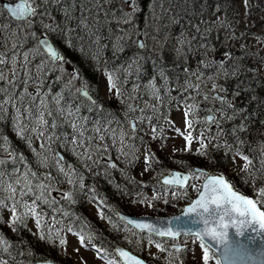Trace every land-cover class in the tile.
<instances>
[{"label": "trees", "instance_id": "trees-1", "mask_svg": "<svg viewBox=\"0 0 264 264\" xmlns=\"http://www.w3.org/2000/svg\"><path fill=\"white\" fill-rule=\"evenodd\" d=\"M114 1L116 3L111 0L109 3H105L102 0L103 4H101L99 14L95 13L92 16L93 21L89 20L92 10L87 0H62L63 9L71 7V15L68 18L65 17V14L61 17L57 13L56 7L46 6L44 8L45 11L48 13L50 11L54 15L55 22L51 26L53 28L58 27L61 31L48 32L45 29L43 32L48 34L61 52L64 53L65 61L72 69L71 72H64L53 66V64L49 65L52 70L46 75L44 90L47 91L51 87L52 94L55 95L64 91L67 86L75 96V99L70 102L84 105L81 108V115L89 117L91 121L103 122L106 119H112L114 122L111 125H105V127L116 129L117 134H119V131L123 130L128 123L124 116L125 109L120 98L104 99L101 97L100 77L103 72L122 68V71L116 73L121 80L126 81L128 79V82L136 80L143 85L154 82L162 89L160 95L164 97L163 102L165 104L169 103L170 93V96L176 99H172L169 104H176L182 101L180 88L185 82H188L190 68L205 72L210 68L211 56H225L228 60L225 66H227L229 78L224 82V86L228 94H232V97L228 95L230 97L228 101H232V107L229 108L225 105L227 107L225 113L226 116L233 118L227 119L222 124L219 142L209 146L237 148L252 161L251 166L258 170L260 168L258 162L262 160L260 156L264 147V124L261 122L264 117V61H262L261 54H264V52L256 54L255 49L244 45L245 38L252 35L254 29L242 25L240 18L242 12L241 0H139V10L133 17V25H139L149 38L155 39V45H157V41H160V45L156 48H153L150 44L145 49H139L133 43V41H136V37L132 35V31L129 32L130 25L123 22L118 24L112 18L113 15L118 18L121 9L123 10L122 0ZM71 3L73 6L70 5ZM59 4H56V6ZM255 6L257 4L253 0H248V12L251 9L253 10ZM260 7L263 9L264 5L261 4ZM40 10H43V8H40ZM62 12L64 13V11ZM0 16V23L8 24V29L0 32V51H4L5 45L8 47L9 41L11 42L10 36L18 30H20L18 35L25 33L29 26L21 25L18 27L17 23L12 21L4 10ZM82 17H86L88 24L94 29H99L97 34L102 37L99 47L90 42L89 38L85 36L84 29L79 26L78 22ZM36 18L33 17V21ZM106 19L110 21L108 24H105ZM30 28L32 30L41 29L34 22ZM69 29H72V31H69ZM109 29H111V32ZM118 29L124 31L121 32ZM34 33L38 38L37 34L40 31H34ZM125 33L128 39L124 44V49L114 55L112 44L117 36H123ZM26 39V44H24V38L19 39L20 43L18 45L22 46L18 49L23 51L34 50L33 47H37L36 39H32L31 36H27ZM175 40L178 41L176 44L174 43ZM81 49H83V52ZM93 56H98L99 64L93 59ZM137 57L140 58L137 59ZM36 59L35 63H39L40 58L37 57ZM74 72L79 74V79L73 80L71 86L68 82ZM161 74L166 77V80L161 78ZM81 84L87 85L98 105L102 107L103 115L95 109L89 111L88 108L91 106L86 98L76 94V88H79ZM122 87L125 91L124 86ZM22 90V86L18 87L17 93ZM64 94L65 99L68 100V93L64 92ZM146 97L148 101L154 103V100L148 95ZM154 104H157L160 110L159 104ZM51 106L55 107V104H51ZM3 115L4 118L0 119V138H7L6 143L8 146L7 152L0 151V159L6 161L3 170L6 173H11L13 171L12 157L23 155L24 161H17L16 168L23 169L25 165H28L38 174L51 171L52 176L55 178L52 181L53 197H55L56 188L65 189V191L72 189L73 186L68 185L66 181L60 182L62 178L54 167L46 170L38 166L33 149L41 151V141L33 136V140L29 144L17 134L13 124V109L9 107ZM115 121H119V123ZM92 127L93 124L89 123L88 128L91 129ZM71 131V128L67 125H63L61 129L57 130V133L66 132L70 136ZM88 135L95 134L89 132ZM93 142L100 143L99 140ZM103 143L109 145L107 153L103 155L101 165L94 166L91 172L87 171L78 161L72 151L73 145L71 143H65L64 140L52 143L51 153H47L49 157L51 158L53 153L59 155L62 153L64 163L74 166L85 177L86 190L82 193L77 190L78 194L74 197L76 202L71 205H68L63 198H57L60 201L58 207L69 212L71 218L63 217L62 214L43 206L42 227L44 224H49L51 217L55 215L57 219L63 221L64 225H71L72 230H91L95 238L103 244L110 246L120 242L125 244V240H121L120 237H111L108 228L101 226L102 220H98V223L90 222L87 207L90 198L97 199L101 206L114 211L121 207L130 209L131 204H133L132 201L136 199L138 193H142V189L146 192V196L151 198V196H148L149 191L153 189L156 192L159 187L161 173L169 167L192 169L193 165L198 164L206 166L212 171L226 174L224 169H226L230 153L223 147H207L203 156L197 154V152H188L189 155L182 158L184 163L181 164L178 163L181 159L175 156L178 153H173L171 156L165 155L162 158L158 151L153 150L151 146H147L151 150L150 154L154 153L158 161L152 163L151 166L155 165L154 168L148 169H155V172L151 176L144 175L142 178H137L135 167L139 163L141 154L137 151L139 150L138 147L142 149V145L136 138L127 141L128 144L134 146L128 151L136 152V158L131 164L124 158L119 157L118 148L120 145L119 143L113 145L110 136H106ZM0 147H3V144H0ZM109 157L117 160V168L104 166ZM203 158L207 159L202 160ZM229 178L238 189L245 191L244 187L250 186L249 183L247 185L241 183L239 176L233 178L229 176ZM4 179L7 181L8 177L5 176ZM260 181L263 180L257 178L252 179L250 183L254 182L257 186L264 184ZM183 198L185 196H180L178 199ZM174 205L176 204H172L170 201L165 207L159 206L157 213L167 214L170 212L167 208H172ZM21 209L18 208L17 210L23 211ZM10 211L9 207L0 212V217H2L0 219V236H3L9 242V252L11 254L0 253V258L7 261V264H31L41 259L59 261L58 252L49 246V244L54 243V236L51 241L41 239V229L38 228L40 232L34 231L30 221L27 220L24 224H18L14 231L10 223ZM43 230L47 237L49 235L48 229L43 228ZM53 230L55 231V229ZM65 232H67L66 227L62 228L60 233L63 235ZM126 246L132 247L129 242ZM154 264L161 263L154 262Z\"/></svg>", "mask_w": 264, "mask_h": 264}, {"label": "snow or ice", "instance_id": "snow-or-ice-1", "mask_svg": "<svg viewBox=\"0 0 264 264\" xmlns=\"http://www.w3.org/2000/svg\"><path fill=\"white\" fill-rule=\"evenodd\" d=\"M61 0H43V4L48 3L59 4ZM89 3H94L99 9L101 5L99 0H87ZM105 3H109L110 0H104ZM131 8L130 12H124L121 9V14L117 18L113 15V19L119 24L123 22L124 24L133 25V17L139 10V0H123ZM247 4V0H245ZM41 5L36 2V0H19L18 3L11 4L5 3L3 5V10H6L8 15L12 18V21L17 23V26L27 25L29 27L33 24V17L37 15H46V12H38ZM0 10V15L2 11ZM65 17L68 18L71 15V7L63 9ZM107 17V13L105 14ZM110 21L105 20V24ZM79 26L84 29L85 36H87L91 43L100 46L102 37L97 34L98 28H93L88 24L86 17H82L79 20ZM98 23V22H97ZM44 28L48 32L61 31L58 27L53 28L51 25H44ZM8 29V24L0 23V32L6 31ZM72 31V29H69ZM111 32V29H109ZM118 31L123 32V29H118ZM15 34V33H14ZM62 34V33H61ZM137 35L142 37L143 32H138ZM32 39H36L37 47L32 51H17L22 45H17L13 43L11 48L5 45L4 51H0V119L4 118V113L9 107L13 109L14 117L13 124L16 128L17 134L25 139L29 144L33 140V136L41 141L40 148L41 151L33 149L35 152L36 161L38 166L49 169L54 167L58 175L62 178L60 182H67L68 185L73 186L69 191L61 193L64 201L68 205L74 204L76 201L74 199L78 192L82 193L86 190L84 179L85 177L81 174L74 166L66 165L64 163V158L58 153H53L51 158L47 153H51V145L53 142L64 140L65 143H71L73 145L72 151L76 155L78 161L81 165L89 172L92 171L94 166H100L102 162V157L107 153L109 145L104 144L106 136H110L113 145L119 143L118 154L120 158H124L129 164L133 163L136 158L135 151H128L130 148H134L133 145L127 143L129 139L137 138L128 137L127 133L122 129L117 134L116 129L110 127H105V125H111L114 121L112 119H106L101 121H91L89 117L81 115V108L84 105H78L71 103V100L75 99V96L71 93L70 89L66 86L65 90L55 95L52 94L51 87L47 91L44 90L46 75L52 69L49 67L51 64H62L65 63V58L54 46V43L50 40L47 35H41L37 38L35 33L31 34ZM83 39V37H81ZM127 34L123 36H117L115 42L112 44V50L114 55L118 52L123 51L124 44L127 42ZM139 49H145L146 44L143 39H137L133 41ZM83 52V49H81ZM39 57V63L33 64V61ZM140 57H137L139 59ZM93 59L99 64L98 56H93ZM10 65L8 72L5 71V67ZM223 67V63L220 65ZM123 69H113L106 70L105 75L108 81V89L110 93H114L117 98L121 99L122 106L124 107V116L127 120L132 133L135 134L138 125L140 123H151L155 119H159V108L157 104H152L150 101H145L144 106L141 107L139 104L131 103L132 100L138 99L140 97L127 95L123 90V84L126 81L121 80L116 73L122 71ZM10 73V74H9ZM22 74V75H21ZM161 78L166 80V77L161 74ZM59 79V78H57ZM79 79L78 73H73L68 84L71 85L72 81ZM29 85H35L34 91H29ZM23 88L22 91L17 93V88ZM141 86L134 85L133 91L137 92ZM144 94L149 95L151 98L158 102H163L161 93V87H158L156 83L152 82L149 85H145ZM185 91L188 89H194L199 94V85H193L191 83L185 82L182 86ZM213 88L216 85L213 84ZM64 92L68 93L69 99H65ZM76 94L78 96L86 98L88 104L91 106L88 108L89 111L93 109L100 111L103 115V109L98 105L97 101L90 95L87 85H82L76 88ZM169 98L171 97L169 93ZM189 99L194 100V97H185V125L188 129L187 134L181 132L179 128H175V132L182 135L187 141L188 147L185 151L190 150L191 143L194 139L191 129L196 125L195 115L197 111L196 104H188ZM205 101L211 99L214 101H219L222 105H226L231 108L232 105L226 100L225 97L216 93L215 95L209 97L204 96ZM51 104H55L52 107ZM151 111L152 116L146 113ZM210 113L207 115L203 121L200 123L208 124L213 123L219 127V122L214 115L215 109H208ZM139 114V115H137ZM192 119H189V116ZM130 117V118H129ZM227 119H232L233 117H226ZM119 123V121H115ZM92 123L93 127L88 128V124ZM63 125H67L71 128V135L69 136L66 132H59L57 130L61 129ZM94 133L95 135H88V133ZM163 132V128H157V125H152L153 139ZM207 137L203 132L199 136L195 137L200 142V148L196 149L197 154L204 155V149L207 145L204 140ZM214 138V137H213ZM167 139V137H164ZM7 138H0V151H8V146L6 143ZM99 140L100 143L96 144L93 141ZM151 150H146V155L144 157L147 171L151 168L153 162H158L154 154L151 156ZM239 154V153H238ZM13 171L11 173H6L3 170V165L6 161L0 159V212L5 208L11 210L10 223L13 230H16L18 224H24L29 216L35 218V223L38 228L41 229L40 238L47 239L51 241L53 239L52 231L55 229V237L59 240L61 245L65 244L66 241L61 237V229L66 227L68 232H72L71 225H64L62 220L57 219L55 215L51 217V222L49 224L43 223L44 212L43 206H47L56 213L62 214L63 217L71 218V214L64 211L63 208L58 207L60 201L52 196V181L55 179L52 176L51 171H46L42 174H38L33 171L30 166L25 165L23 169L16 168L15 164L17 161H24V156H13ZM245 160L244 168L247 169L252 165V161L249 160L247 156H244ZM182 163V162H178ZM105 167L117 168V164L112 161L111 157L108 158ZM163 171V170H162ZM260 173L261 180H264V159L260 162V168L257 170ZM200 176H206V181L202 185V190L199 191L198 197L193 199L187 207L182 209L184 214L196 213L199 215L201 220H203L204 227L199 231H192L191 229H185L183 235L180 230L173 229L172 227H163L155 223L150 219H138L130 218L129 216L122 215L119 212L116 213L119 222L116 223L110 220L114 230H122L125 233V239H129V234L137 239V242L141 239H147L149 244H155V247L160 252L172 251L176 253H181L184 251L178 243L177 239L181 236L188 238L194 237L195 240L199 241V247L203 249V264H209L210 252L213 256H217L215 252L211 249V246L207 243L205 238H210L219 245H223L225 239L227 238L229 228H234L237 234H242L243 231L248 228L252 223L258 225L260 230H264V211L257 208V202L250 199L244 195H241L238 191L233 190V186L227 182L223 175H212L205 172L202 169H194L193 172L188 174H182L180 171H172L169 175L164 176L161 174L159 187L156 189L155 194L151 198L138 193L136 199L132 203L137 201L144 205L147 204L148 207H153L154 202L162 201L165 204L169 203L168 193L169 189L171 191V198L177 199L180 196L187 195V186L189 180L194 176V174ZM127 175V173H125ZM5 176L8 180L5 181ZM136 183L135 181H132ZM195 188V185H192ZM94 191V190H93ZM125 191H127L125 189ZM260 192L264 194V188L260 189ZM27 198V199H25ZM212 206H215L213 209ZM22 208L23 211L18 213L17 209ZM212 212L216 215L213 216ZM101 218H105L104 213L101 211ZM207 214V215H206ZM2 219V217H0ZM59 226V227H57ZM43 228H47L49 235L46 237ZM79 237V243L84 246L86 236L83 231L77 233ZM95 239V235L89 233L87 235V240L89 241V246L95 250L98 258L107 261V264H145L142 258H138L133 255L130 251L123 248H115L114 251H109L104 247H97L96 244L91 243ZM171 241V249H168V242ZM10 244L6 241L3 236H0V253H9ZM79 249H77V252ZM227 259V257H225ZM0 264H7V261L0 258ZM44 264H50V262L45 261ZM215 264H223L222 259H217ZM230 264H234L233 261Z\"/></svg>", "mask_w": 264, "mask_h": 264}, {"label": "rangeland", "instance_id": "rangeland-1", "mask_svg": "<svg viewBox=\"0 0 264 264\" xmlns=\"http://www.w3.org/2000/svg\"><path fill=\"white\" fill-rule=\"evenodd\" d=\"M111 1L116 3V1H114V0H111ZM36 2L41 5V8H45L46 6L48 7L49 5H50V8L56 7L57 13L61 17L64 16V13L62 12L63 11L62 2L58 6H56V3H48L47 5H45V4H43V0H36ZM240 2H241V6H242V12H241L240 18L242 20L243 27H246V28L250 27V28L254 29V32H252V35H249L245 38L244 45L250 46L253 49H255L256 54H259V52L262 53V52H264V16H263L264 15V7L262 9L260 6H261V4L264 5V0H253V2L256 3L257 6H255L253 8V10L251 9L250 12H248V0H247V4L245 3V0H241ZM99 3H100V5L103 4L102 0H99ZM88 4L91 5V10H92L90 12V16L88 15L89 20L93 21L94 18L92 16H94L95 13L99 14L100 8L98 9L94 3L88 2ZM70 5H72V3ZM122 8H123L124 12H130L131 11V8L129 7V5L127 3H124L123 0H122ZM38 12H41V13L46 12L47 13L45 16L44 15H37L36 16L37 18L34 19V21H33L36 25L40 26L41 29L32 30V28L29 27L25 31V33H23L21 35H18V33L20 31V30H18L15 32V34L10 36V39L13 41V43H16L18 45V43H20L19 39L24 38V44H26L27 36H31V34L34 33V31H40V33L37 34L38 36H40L41 34L44 33L43 32L45 30L44 25L54 24L55 19H54V15H52V12L49 11V13H48L45 10L44 11L39 10ZM43 19H44V21H43ZM40 22H41V24H40ZM140 29H142V28L136 24V25L131 26V29L129 31V32L132 31V35H134L136 37V40L139 38L137 33L139 32ZM143 33H144L143 40H144L146 46L151 44V46L153 48H156L157 46L160 45V41H157L158 43H157V45H155L156 44L155 39L149 38L144 31H143ZM177 42H178L177 40L174 41L175 44ZM11 46H12V43L9 41L8 48H11ZM33 49H35V47H33ZM17 51L23 52V50H19V49H17ZM217 56H220V55H217ZM217 56L216 55L211 56L210 68L207 69L205 72L200 71V70H196L194 68H190L188 71L190 73L188 83H191L193 85L198 84L199 85V94H197V91L194 89H188L187 91H185L183 89V87H181L180 88L181 89L180 95H182V101L179 103H176V104H169L172 99L169 101L168 104H165V102L161 103V102H158L155 99L151 98L148 95L151 99L154 100V103L159 104V106H160L159 117L160 118L158 120L154 118L150 124L149 123H140L138 125L137 131L135 132V134L132 133V130L129 127L128 123L125 125V128L123 129V131L127 133L128 137H133V135H134L135 137H137L136 140L142 146H144V152H143V156L140 160V164H139V167L137 170V174H142L143 172H145L146 164H145L144 157L146 155V146H151L152 149L158 151V153L165 154L168 156L173 155V151H178L179 153L176 154L175 156H176V158L181 159L180 160V162H182L181 164L184 163V161H182V158H185V156L189 155L188 152L190 150L185 151V149L188 147L187 141L184 139V137L182 135L175 132V128H179L181 130V132L184 133L185 135L187 134V131H188V129H186V125H185V115H184L185 97H194V100L189 99L187 101V103L188 104L194 103L197 105L195 120L197 121L196 124H197L198 128L202 129L203 131L205 128L206 130H209L211 132V134L215 133L216 136L220 135V132H219L216 124L200 123L201 121L204 120V118L207 115L210 114L208 112V109H210V108L215 109L214 115L216 116L217 121L219 122V126L221 123H223L225 121V111H224L225 107H222L224 105L221 106V105H219V104H221V103H219V101H214L211 99L205 101V99H204L205 95H208L209 97H211V96L215 95L216 93H219V95L225 97L226 100H227L228 95L230 97H232V94H228L226 89H225V86H224V82H226V80L229 78L228 69H227V66H225V64L228 60L225 56H221V57H217ZM261 57H262V61H264V54H261ZM36 60L37 59H35L33 61V64H35ZM221 63H223V67L220 66ZM55 66L57 68H59L60 70H63L64 72H68V71L71 72L72 71V69H70V66L68 64H65V63L55 64ZM9 69H10V65L5 67L6 72H8ZM67 75H69V74H67ZM137 84L140 85L141 87L139 88V90L137 92H134L133 87H134V85H137ZM213 84L216 85L215 89L213 88ZM145 85L146 84L143 85V84L139 83V81H136V80H132V82H128V79L126 80V83L123 84V86L125 88V93L127 95L140 97L138 99L131 101V103H133L134 105L139 104L141 107H143L144 102L148 101L146 99L147 98L146 95L144 94V87L143 86H145ZM35 87H36L35 85H29V91H31V89H34ZM100 87H101L100 95L102 98L112 99V98L116 97L114 93L109 92L108 81H107L105 72H103L101 74ZM163 99H164V97H162V101H163ZM151 103L154 104L153 102H151ZM231 103H232V101L230 102V104ZM146 114L149 116L153 115V113L151 111H148ZM137 115H139V114H137ZM192 118L193 117L190 115L189 119H192ZM153 124L157 125L158 129L161 127L163 128V132H161L157 136L156 139L152 138V136H153L152 125ZM212 126L214 128H212ZM199 135L200 134H198V136ZM164 137H167V139H164ZM193 137H194V139L191 143L190 149H197L198 148V142L195 139V137H197V136L194 135ZM130 140H132V139H130ZM217 140H219V139H217ZM214 141H215V138H214V140L211 141V143H214ZM237 152L238 151H236V150L233 151V161L229 165L228 172H232V173L241 172V174H243V175H239L240 179L243 182L250 181V180H252L254 174H252L250 172V168H247V169L244 168L245 160L243 159V156H241ZM261 155L264 156V147H263ZM206 159L207 158H203L202 160H206ZM182 166H184V165H182ZM172 167L173 166L169 167L168 170ZM163 174H165V173H163ZM203 178H204V176H200L199 174L194 176V178L190 184V190L188 191V193H190V194L196 193L198 191V189L200 188V184H201V181ZM193 184L195 185V188L192 187ZM254 188H255L254 185H252L251 189H253L254 191L251 192V195L254 197L259 196L263 202L262 207L264 208V194H262L260 192V189L264 188V186L260 187L259 189L257 187H256V189H254ZM56 189L62 190L61 188H56ZM171 191H173V189H169V193H168L169 202L171 201L172 204L181 203V205H182L186 201L185 199L182 201L181 200L178 201V198L177 199L171 198ZM153 194H155V191L153 189H151L149 191V196H152ZM159 206H165V203L161 202V201H156V202H154L153 207H148L146 203L144 205H142L138 202V203L133 204L131 206V208H132V210H134L132 212L135 214H138V215H147V214L156 215L157 209ZM173 207L174 208H171L169 210L172 212L177 211L178 205L173 206ZM90 208L88 207V210L90 211L91 217H93L95 219L94 223L95 222L98 223L97 217H101V216H99L100 215L99 211L96 209V207L93 204L90 205ZM21 210H23V209H21ZM108 212H109V210L107 208H105L104 214L106 216H108ZM102 220H103V222L101 223V226L106 227V228L118 233L119 237L123 236L124 237L123 239H125V233L122 230L118 231V230H114L113 228L109 227L112 225L110 223L109 218L106 219V217H105ZM27 221H30L31 226L34 227L35 222H34L33 217L29 216L27 218ZM103 231L106 232L105 230H103ZM48 233H49V231H48ZM52 234L55 235L54 230L52 231ZM63 239L66 241V243L63 245H61L59 243V240L57 238H56V241L54 242L55 244H49L50 248L55 249L56 252H58L59 260L61 263H66V264H107L106 260H103V259L97 257L95 250H93L89 246V241L85 240V245L82 246L79 243V237L75 233L69 232ZM125 240L127 242H130V244L133 246L134 249H136V251L138 253H141V254L143 253L144 257H148V258H151L153 260L155 259L159 262L162 261L164 264H168L169 263L168 261H170V260L172 262H175L176 258L179 260V262L181 264H203V259H202L203 249L199 247V241L195 240L194 237L182 238V239L176 241V243L182 244V246L184 247V251H185L184 253H176L174 250H172L171 252L167 251V250L165 252H160L155 247L154 243L149 244L147 239H141L138 243L137 239L135 237H132L130 234H129V239H125ZM91 243H92V241H91ZM171 244H172V242H168V249H171ZM77 249H79L78 252H77ZM106 249H108L111 252L109 245L106 247ZM157 255H159V256H157ZM158 257H160V259H158ZM215 261H216L215 258L210 254L209 264H215Z\"/></svg>", "mask_w": 264, "mask_h": 264}, {"label": "water", "instance_id": "water-1", "mask_svg": "<svg viewBox=\"0 0 264 264\" xmlns=\"http://www.w3.org/2000/svg\"><path fill=\"white\" fill-rule=\"evenodd\" d=\"M18 2L19 0L16 2H5V3L15 4ZM196 169H201V168L196 167ZM173 171H178V170H173ZM185 207H187V205ZM212 207L213 209L215 208V206ZM120 214L126 215L121 212ZM212 215L215 216L216 213L212 212ZM129 217L138 218V219H150L160 226L163 227L170 226L173 229L180 230L181 234H183V231L185 229H191L192 231H199L202 230L204 227L203 220H201L199 215H197L196 213L184 214L182 212L179 214L171 215L169 217H161V218L133 217V216H129ZM228 237L229 240L224 245H219L215 241H212L210 238L207 237L205 238V240L211 246V248L219 255L220 259H222L223 264H230L231 260L229 259V257L234 256L237 253L241 254L240 264H245L246 260L249 258L248 254H252L256 257H264V230H260L258 228V225H256L255 223L250 224L248 228H246L243 231L242 234H237L234 228H229ZM225 257H227V259H225ZM44 262L45 261H42L36 264H44ZM145 264L147 263L145 262Z\"/></svg>", "mask_w": 264, "mask_h": 264}, {"label": "clouds", "instance_id": "clouds-1", "mask_svg": "<svg viewBox=\"0 0 264 264\" xmlns=\"http://www.w3.org/2000/svg\"><path fill=\"white\" fill-rule=\"evenodd\" d=\"M229 240V237L227 235V238L224 241V244ZM223 244V245H224ZM240 256L241 254L237 253L234 256H230L229 259L234 262V264H240ZM249 258L246 260L245 264H264V257H256L252 254H248Z\"/></svg>", "mask_w": 264, "mask_h": 264}, {"label": "bare ground", "instance_id": "bare-ground-1", "mask_svg": "<svg viewBox=\"0 0 264 264\" xmlns=\"http://www.w3.org/2000/svg\"><path fill=\"white\" fill-rule=\"evenodd\" d=\"M80 1H81V0H80ZM74 2H75V1H74ZM60 4H61V3H60ZM60 4H59V5H60ZM49 6H50V5H49ZM52 8H53V7H52ZM59 8H60V7H59ZM43 10H44V8H43ZM75 10H76V9H75ZM39 19H40V18H39ZM38 21H39V20H38ZM43 21H44V19H43Z\"/></svg>", "mask_w": 264, "mask_h": 264}]
</instances>
